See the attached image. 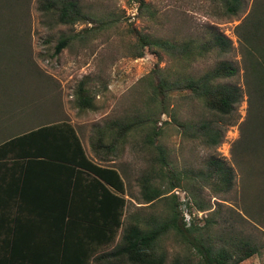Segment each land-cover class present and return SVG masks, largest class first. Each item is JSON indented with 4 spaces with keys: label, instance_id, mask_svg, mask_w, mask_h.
Instances as JSON below:
<instances>
[{
    "label": "rangeland",
    "instance_id": "374dc122",
    "mask_svg": "<svg viewBox=\"0 0 264 264\" xmlns=\"http://www.w3.org/2000/svg\"><path fill=\"white\" fill-rule=\"evenodd\" d=\"M30 1L31 16L25 32L31 56L25 60L26 66L21 63L19 67V75L25 79L23 83H18L20 76L9 78L18 80L13 87L9 86L15 105L0 107V141L43 124L70 122L93 159L99 164L117 167L125 180L127 206L119 236L134 217L166 215L174 207L172 195L175 194L181 203L185 202L181 209L187 220L190 211L196 215L198 226H204V219L208 218V235L234 234L250 238L259 248V254L240 264H264V206L256 198L263 176L252 172L255 166L252 160L261 161L264 154H247L240 146L253 105L247 92L246 69L236 34L237 26L251 12L256 0H244V8L237 16L226 15L204 0H79L92 21L56 27L49 26L52 19L37 11L39 0ZM100 22L104 24L102 28H98ZM204 25L216 26L232 41L228 60L238 67L232 83L243 90V96L231 120L203 115L200 102L186 89L161 92L155 97L154 91L158 89L164 69L172 67L174 72L180 73L182 66L171 63L170 57L164 56L158 47H146L142 56L136 55L142 47V35L161 38L196 35L203 31ZM64 37L73 40L55 55V48ZM207 61L212 63V59ZM29 63L35 64L40 75L33 73L34 66L30 67ZM205 66L206 63H201L189 71L203 70ZM171 78L178 80L179 75L174 73ZM82 83L89 89L87 95L93 101L92 108L81 109L76 104ZM5 87L0 88V93L2 90L6 93ZM123 117L138 126L116 144L109 158L101 152L95 154L93 145L100 136L97 130ZM206 117L222 131L218 145L208 144L206 136L196 137L199 122ZM149 134L153 135V144L148 143ZM258 136L262 138L261 133ZM99 150L105 151L104 148ZM210 157L224 160L233 168L235 179L229 191L218 193L213 182L197 180V172L207 170ZM167 169L180 177L188 174L185 176L188 179L184 177L182 186L162 195L152 205L146 203L140 179L155 171L156 186L168 189L170 181L165 176L170 173ZM189 176L195 179L190 180ZM200 203L208 209L201 210ZM161 246L169 255L165 264H171L177 252H184V246L174 234H169Z\"/></svg>",
    "mask_w": 264,
    "mask_h": 264
},
{
    "label": "trees",
    "instance_id": "16d2710c",
    "mask_svg": "<svg viewBox=\"0 0 264 264\" xmlns=\"http://www.w3.org/2000/svg\"><path fill=\"white\" fill-rule=\"evenodd\" d=\"M204 1H209L229 16L239 15L244 8V0ZM30 3V0H0V88L6 85V93L3 94V90L0 93V107L3 109L15 105L12 99L14 95L9 86L13 87L15 85L13 83L18 80L9 78L14 75L21 77L19 67L26 66L25 60L31 56L27 45L28 35L25 32L29 28ZM143 7L145 4L142 2L141 8ZM37 11L52 19V23L49 25L51 27L72 26L80 22L92 21V16L86 13L79 0H39ZM100 23L98 28L104 26L103 22ZM236 34L246 69L247 92L253 105L250 119L245 123L240 146L247 154L252 152L257 156L263 155L264 0H256L251 12L237 26ZM141 39L142 47L136 55L142 56L146 47L148 49L158 47L164 56L166 54L170 57L171 63L177 62L182 66L180 73L174 72L172 67L164 69L158 89L154 91L155 97L161 92L186 89L191 92L195 100L200 102L203 115L213 114V117H219V119L228 118L231 120L233 118L236 107L242 100L243 90L232 83V79L238 74V67L228 60L232 41L216 26L204 25L203 31L196 35L188 33L182 37L163 38L142 35ZM71 40H73L71 37L60 39L54 54L61 53ZM211 59L212 63H209L207 60ZM201 63H206L203 70L189 71V68L199 67ZM31 66H34L33 73L40 75L35 64ZM174 73L179 75L178 80L171 78ZM24 80L21 77L18 83H23ZM7 84L9 85L7 86ZM82 84L76 94V104L81 109L92 108L94 107L93 101L91 96L87 95L89 89L84 87V83ZM153 86L155 90V84ZM9 119L7 118V120ZM4 121L6 119L3 120V124ZM107 123L105 129L97 130L100 136L97 143L93 145L95 154L98 155L101 152L105 158H109V155L114 152L116 144L124 141L128 133L138 126L128 117L113 119ZM197 128V138L206 136L208 144L218 145L220 143L222 131L214 127L213 121L210 122L207 117L201 119ZM259 133L262 138L258 136ZM104 139H107L108 142H105ZM147 139L148 143H154L153 135L149 134ZM3 148L11 149L16 155L30 158L48 157V159L66 163L76 172L86 171L90 175L93 174L100 185L99 205L101 206L95 214L92 209H88L89 215L79 216L76 210L74 211L76 181L72 180L68 212L71 225L69 226L71 228L77 226L79 230L83 224L81 221H84L87 225L83 224L86 226L83 233L86 234L85 238L90 240L74 235L68 239L65 237L64 242L60 245V256L55 258L53 264H165L169 255L162 248L161 243L167 239L169 234H174L176 240L184 246V252H177L171 264H240L259 254V248L252 243L250 238H245L242 235H208V226L206 225L209 223L208 218L204 219V223H206L204 226H198L196 215L190 211L188 212L190 219L187 220L184 210L181 209V204L185 202L181 203L175 194L172 195L175 202L174 207L168 210L166 215L152 214L148 218L134 217L119 236L124 225L123 216L127 206V199L124 196L126 193L125 180L117 167L96 164L89 159L78 131L70 122L43 124L11 135L0 141V149ZM99 148H104L105 151L102 152ZM160 150V153H163V150ZM163 158L162 155L161 159ZM257 160L255 162L252 160L255 163L252 172L254 175L262 173L263 179L259 182L260 188L256 198L264 206V163L261 165L264 158L261 161L258 158ZM206 168V171L197 172V180L206 183L213 182L218 193L229 191L233 187L234 170L224 160L210 157ZM171 171L166 170L170 173L169 176H165L170 181L168 189L156 186L157 173L155 171L146 173L140 179L142 198L146 203L152 205L162 195L175 187L182 186L181 180L188 174L180 177ZM185 178L188 179V177ZM189 179L194 180L195 177L189 176ZM93 194L92 192L90 198L98 196ZM194 200L197 202L196 198ZM186 204L190 206L189 202ZM199 207L201 210L208 209L201 203ZM117 237H119L118 242L116 241Z\"/></svg>",
    "mask_w": 264,
    "mask_h": 264
},
{
    "label": "crops",
    "instance_id": "0c3cea01",
    "mask_svg": "<svg viewBox=\"0 0 264 264\" xmlns=\"http://www.w3.org/2000/svg\"><path fill=\"white\" fill-rule=\"evenodd\" d=\"M72 180L76 181L74 211L86 216L92 209L95 214L101 197L93 174L76 172L48 157L30 158L0 149V264H53L65 237L90 240L83 233L87 223L81 221L79 230L69 226ZM92 192L98 196L90 198Z\"/></svg>",
    "mask_w": 264,
    "mask_h": 264
},
{
    "label": "built area",
    "instance_id": "2783aa9c",
    "mask_svg": "<svg viewBox=\"0 0 264 264\" xmlns=\"http://www.w3.org/2000/svg\"><path fill=\"white\" fill-rule=\"evenodd\" d=\"M190 218H188V220H189Z\"/></svg>",
    "mask_w": 264,
    "mask_h": 264
}]
</instances>
